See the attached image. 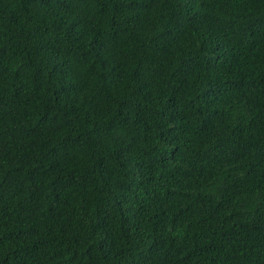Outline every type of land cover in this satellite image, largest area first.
<instances>
[{
  "label": "trees",
  "instance_id": "obj_1",
  "mask_svg": "<svg viewBox=\"0 0 264 264\" xmlns=\"http://www.w3.org/2000/svg\"><path fill=\"white\" fill-rule=\"evenodd\" d=\"M0 264H264V0H0Z\"/></svg>",
  "mask_w": 264,
  "mask_h": 264
}]
</instances>
